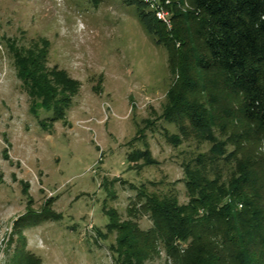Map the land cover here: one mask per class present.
I'll return each instance as SVG.
<instances>
[{
    "label": "rangeland",
    "instance_id": "1",
    "mask_svg": "<svg viewBox=\"0 0 264 264\" xmlns=\"http://www.w3.org/2000/svg\"><path fill=\"white\" fill-rule=\"evenodd\" d=\"M137 2L0 0V264H37V257L41 264H116L108 211L125 218L142 186L187 201L182 163L208 153L212 142L178 105L197 102L210 113L236 101L217 73L197 64L204 52L191 24L192 53L177 65L174 23L168 36L150 32L140 19L153 17ZM45 41L46 67L78 83L65 117L53 122L31 107L14 57V50H42ZM219 132L211 133L224 139ZM172 134L180 145L167 141ZM135 149H149L157 162L131 166ZM138 223L152 225L145 214ZM165 259L162 249L152 264Z\"/></svg>",
    "mask_w": 264,
    "mask_h": 264
},
{
    "label": "trees",
    "instance_id": "2",
    "mask_svg": "<svg viewBox=\"0 0 264 264\" xmlns=\"http://www.w3.org/2000/svg\"><path fill=\"white\" fill-rule=\"evenodd\" d=\"M187 1V11L170 7L171 35L180 42L171 57L178 65L192 53L193 40L185 27L191 24L204 52L197 64L219 75L222 91L236 105L230 107L231 101L224 100L210 113L195 107L197 102L178 105L190 126L206 131L212 142L208 153L182 163L187 201L180 203L177 194L148 192L142 186L125 218L108 211V229L116 233L111 250L116 264H152L162 249L165 264H264V0ZM136 4L146 6L143 0ZM145 14L153 18L145 22L142 16L144 28L168 36L151 11ZM46 48L47 41L38 52L14 50V57L31 107L50 112L53 122L65 117L78 83L57 67H46ZM168 118L174 120L173 115ZM215 127L224 139L211 133ZM180 133L186 136L182 127ZM167 141L181 143L177 134L168 135ZM128 160L131 166L140 160L142 165L157 162L149 149L132 150ZM143 214L152 223L147 229L138 223ZM35 261L41 264L40 258Z\"/></svg>",
    "mask_w": 264,
    "mask_h": 264
},
{
    "label": "built area",
    "instance_id": "3",
    "mask_svg": "<svg viewBox=\"0 0 264 264\" xmlns=\"http://www.w3.org/2000/svg\"><path fill=\"white\" fill-rule=\"evenodd\" d=\"M149 11H151L155 18L163 23L165 27L170 28L172 25V12L170 6L173 5L174 0H143ZM176 5L182 11H187L191 7L187 0H175Z\"/></svg>",
    "mask_w": 264,
    "mask_h": 264
}]
</instances>
